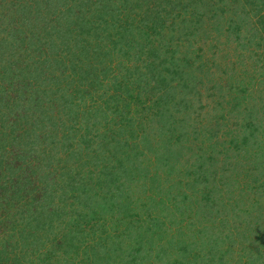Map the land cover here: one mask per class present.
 <instances>
[{
	"label": "rangeland",
	"instance_id": "374dc122",
	"mask_svg": "<svg viewBox=\"0 0 264 264\" xmlns=\"http://www.w3.org/2000/svg\"><path fill=\"white\" fill-rule=\"evenodd\" d=\"M0 77L10 90L0 96V124H15L20 114L25 124H35L25 128L27 135L21 139L36 136L29 146L22 141L13 145L16 130L4 128L0 136V180L7 182L4 190L9 186L7 192L1 187L0 194L15 203L10 221L19 230L27 220L34 232L36 210L42 205L36 198L46 194V206L58 211L62 224L53 236H71L68 247L48 251L41 261L34 235L38 244L26 247L33 257L26 252L27 258L19 257L21 263L73 264L87 258L88 264H123L108 253L116 245L96 249L99 237L94 236L110 233L121 238L122 248L115 250L119 254L126 244L134 250V241L143 242L134 228L116 227L117 209L107 214L102 232L91 222L85 226L84 219L82 230L93 226L96 235L89 233L77 252L75 247L68 252L76 238L84 236L76 234L81 228L70 221V208L77 207L78 216L87 213L88 205L117 188L111 177L115 168L110 166L108 182L101 178L102 187H92V198L85 203L81 184L89 183L84 176L94 170V185L95 170L103 168L100 163L123 154L104 150L97 157L94 145L85 141L99 134L106 135L109 144L115 134L129 140L123 148L133 147L145 163L151 147L167 145L155 162L163 161L162 155H174L169 173L177 176L176 182L169 177L162 183L171 187L169 195L158 191L161 184H154L150 173L148 184H141L145 190L120 192L115 201L127 200L133 206L141 199V207L146 200L152 202V219L159 224L156 233L148 231L156 236L153 240L171 238L169 244L175 246L168 248L190 264H264V0H0ZM114 85L123 87L122 93L112 89ZM139 96L144 101L136 106ZM31 104L36 108L26 111ZM6 106L13 110L10 116ZM159 124L169 139L161 135ZM89 129L90 134L80 138ZM135 134L149 139L140 141ZM53 150L61 160H54ZM36 151L53 157H47L43 167L30 163V175L21 178L17 164L22 169L21 159L29 163ZM130 161L125 156V163ZM200 166L207 172H200ZM193 170L199 174L194 184L179 187ZM130 171L136 173L133 167ZM6 206L0 203L1 214ZM173 219L179 229L172 232ZM195 226L215 241L197 248L188 245ZM165 229L171 232L163 236ZM4 240L0 264L11 256L5 246L15 241L9 236ZM65 254L72 257L66 259Z\"/></svg>",
	"mask_w": 264,
	"mask_h": 264
},
{
	"label": "trees",
	"instance_id": "16d2710c",
	"mask_svg": "<svg viewBox=\"0 0 264 264\" xmlns=\"http://www.w3.org/2000/svg\"><path fill=\"white\" fill-rule=\"evenodd\" d=\"M179 14L181 16L180 12H179ZM182 16H183V14H182ZM188 21L189 20H186V18L183 20V22L185 24ZM158 69H159L158 67H155L154 70H156V73L158 72L157 71ZM87 72H89V71H87ZM88 75H90V74L88 73ZM90 77H91V75H90ZM87 78H89V77H84L85 80ZM2 80H3V78L0 77V96L8 94L10 91L8 86L6 88V84ZM112 89H115V91L120 89L121 93L123 91V87L119 88L118 85H114L112 87ZM129 95H130V97L133 98V96L131 94H129ZM127 96H128V94H127ZM127 99H129V98H127ZM143 101H144V99L140 98V96H139V98H136L135 105L138 106V104H141ZM29 103H30V101H28V104ZM26 107L27 106H25L24 108H26ZM5 108L7 110V112H6L7 116H10L11 113H13V110L9 106H6ZM35 108H36V105L31 104L27 108L26 111H32ZM251 108H253V107H251ZM19 116H21V115L18 114V116H15V118H14L15 119L14 122H16L15 124H8V126H6V124H0L1 125L0 126L1 127L0 128V136H1V133L3 132L4 128H9L10 131L16 130L20 134L18 133L15 135L13 132V134L15 136V137L12 136L13 145L19 146V144H21V141H22L24 143V145L28 144V146H29V143H32V141H33V140H31V138L36 139V136L33 135L30 138H25V140H22L21 137L27 135L25 132V128H30L29 126H32L35 124H25L26 120H24L23 118H21ZM85 117L87 119H92V117H90L88 115H85ZM8 119H9V117L6 120H8ZM104 122L105 121H103L101 123H104ZM159 125L160 126H158V128L160 127L159 130H161V135H163L166 139H169L168 133H165V130L163 128L161 129V124H159ZM90 132H91L90 129L88 131L83 130V132H81L79 134L80 138L87 135V134H90ZM7 134L9 136V132ZM69 135H71V134H69ZM75 135L76 134H74L73 137ZM139 137H140L139 135L135 134L134 138H137L138 140L144 141V142L149 139L147 136H144V137L142 136V139H139ZM0 138H2V137H0ZM124 139H121L118 137V135L113 134V136L110 138L109 144H107V142H106L107 136L106 135L101 137V135H99V134H97V135L91 134L90 140L88 142L85 141V143H90V144L94 145L95 148L92 151H98L97 157H99L100 154H102L101 151H104V150H114L115 152H117V150L118 151L120 150L123 152V154L122 155L118 154V156H117L116 154L113 153L114 157L112 160H109L107 157L106 161L104 160L102 162L103 164L100 163L103 166V168L101 171L95 170V175H97V181H95V183H93L94 185H92V183H91V181H94L93 179L95 177L94 176V170H88L86 175L84 176L85 181H87V183H89L88 187H86V185H84V183L81 184L84 186V190H85L86 195H87V200L85 201V203L89 202L90 199L92 198L91 194H92L93 188L97 187L99 189L100 187H102V183H104V181H101V178H103L105 181H107L106 180V174L108 175L110 173L107 171V169L110 166L115 168V173L111 177H112V181L117 185V188H115V190L113 192L107 191L109 196L104 197V195H102V197H100V200H98V201H96L95 198H93L95 200L94 201L95 204L93 206L88 205V207H86V209L88 210L87 213H83V214H80L78 216L79 213L77 212V209H76L77 207H75V206H74L75 208L69 207L70 212L72 213L71 214L72 218L70 219V221L73 222V224H75L77 229L81 228L79 231H76V234L77 235H84V236H83V238L81 237L80 240H79V238H76V245L75 246L70 245L69 250H71V251L68 250V252L71 254L74 247L76 250L75 252H77L79 249L78 244H81L83 239L89 233L96 235L93 226L96 227L95 228L96 230H100V231L105 230V228H106V226H105L106 220L105 219H106L107 214L109 213V211L113 212L114 210L118 209L119 214L117 215V219H115L116 224L114 223L116 225V227L118 228V226H122L123 231H126L127 229L133 230V228H134L135 230H134L133 234H135V236L138 235L139 237L144 239L143 242L137 243V241H134L133 244L137 245L134 248V250H128V248L131 246L128 243L121 250L122 253L119 254V252H116L115 250L121 249L124 241L122 243H120L122 239L117 237L114 234H110V233L100 234L99 233L97 236H94V238L99 237L98 242H95L96 249L99 248L102 244H103V246L105 245V247H108V248H110L113 245H116L117 247H115V246H114V248L112 247L113 250L112 251L108 250L109 251L108 253H109V255H110V253L113 254L115 256V258H119L123 264H183V263L190 264L191 261H187V260H186V262L182 261L183 256L181 253H178L177 255L174 253L173 247L175 245L169 244V242L171 241L170 240L171 238H167L166 240H163V238H159L158 241H156V240H153L156 237L155 235L148 234L149 230H153L156 233L155 228H157V226L159 225V224L157 225V221L155 223V220L152 219L155 217V215L153 213L155 211L154 210L155 207L153 206L152 202H149L146 200L145 201L146 203H144L143 207L137 205L141 199L138 201H135V202L133 201L134 202L133 206H131L129 201H127V200H125L124 202L123 201H120V202L118 201L117 203L115 202L117 200V198L119 197L118 195L120 194V192L124 191V192H131L132 193L133 191L140 192L141 190H145L147 186L145 187V186H142L141 184L146 183L147 179H145V178H148L150 173L154 177L152 179L154 184L155 183L161 184L160 186L162 188H159L158 191L161 193H164L166 195L167 194L169 195L171 187L166 188L162 183L164 181L168 182L169 177L173 180L172 182H176L175 178H177V176H175V174L169 173V170L174 169V166L171 165L174 163V161H173L174 155L172 153L162 155L161 157L163 158V161H156L155 162V159L157 157H160V155H159L160 150L166 149L167 145H163L162 148H160V147L152 148L151 147V149L148 151L149 153L146 157L147 163H145V160L143 161V157H142L143 155L141 156L142 158L140 159V155L138 153H133L136 151L135 149H132L133 147L126 146L123 148L124 145H127L130 142L129 140L125 141ZM10 141H11V139H10ZM128 147H129L130 151L126 152V148H128ZM20 151L23 154L26 152L25 150H20ZM170 151L173 152L171 149H170ZM53 152H50V153L53 156H56V157H54V160L59 161L62 159L60 156H58L57 150H55V151L53 150ZM52 155H50V156L46 155V154L42 155V154H40L39 151H36L35 153L32 154L33 159L31 161H29V163H28V161H24L25 159L22 160L21 157H18L19 160L21 159V162L23 163L22 169H20L19 164H17V168L19 170L23 171V175H21V178H24V175L25 176L30 175L31 170L28 168V165H30V163H33L32 167L34 165H39V166L43 167L44 165H46L45 160H48L47 157L52 158L53 157ZM95 155H96V153H95ZM125 156L129 157V159L131 161L125 163ZM165 159H166V161H165ZM140 161H142V162H140ZM175 162H176V160H175ZM92 163L95 166H97V164H95L94 161ZM79 166L80 167L84 166V164L81 163V164H79ZM132 167H133L134 172H136L134 174H132V172L130 171ZM198 169L200 170V172H201V170H202V172H207V168H205L204 166H200ZM142 170H145V172H141ZM196 171H198V170H193V172L189 173L188 176L190 178L186 177V175L184 174L183 175L184 178L186 177V178H189L190 180L186 181L185 183L183 180L182 182L179 183V187L189 186V185L192 186L194 184L195 180L198 179L197 175H199V174ZM137 173L141 174L142 177L141 178L136 177ZM17 175L19 176V174H17ZM121 175H122V177H121ZM206 175L207 174H205L201 177H205ZM162 176H163V178H162ZM154 179H156V180H154ZM3 182L1 183V180H0V185H1L0 191H2L4 186H6V184H4V183H7V182H4V183ZM147 184L148 183H146V185ZM176 184L177 183H175V185ZM1 187H2V189H1ZM8 187L5 190L3 189V191L7 192V189H9ZM192 193L189 195H192ZM180 194L182 195V192ZM153 195H155V193L148 194V196H151V198L154 197ZM16 196L19 197L20 195L17 194ZM49 196H50V194H49ZM45 197H47L46 194H44V195L42 194V195H40V197L38 195V197L36 198L39 201L42 200V205L40 206L41 208L39 210L38 209L36 210L37 215L35 216V218L37 217L36 219L38 222L37 223L38 228L35 227L34 232H32V230L28 229L30 226L27 225V220L24 221V225H22V227L19 230H15V223L14 224L12 223L14 221V218H12L10 216V215L15 216V214H14L15 203L8 202L7 198H6V194H5V196H3V194H0V203L3 201L5 203V205H7L6 210L4 209L2 214L0 213V215H1L0 216V222H2L0 224V245L2 247L5 244L4 238H6L7 236L13 237V239L15 240L14 244L9 243L5 246L4 249H6L8 251V254H10L11 256H8V258L4 257L5 262L3 264H7V263L8 264H28V263H21L20 262L21 259H19V257H26L27 256L26 252H30V250H27V248L29 246H31L32 243L38 244L37 243L38 241L33 242L34 235H38L37 240L39 239V244H40L39 248L41 250L39 249L40 250L39 251L37 249V251L40 253V255H37V257L40 258L41 261L46 260V255L48 254L47 253L48 251L49 252L50 251H57L63 245L65 248V247H68L69 244H71L70 243L71 241H69V238H71V236L69 235L68 232L65 233V237L58 234V235H54L55 237L58 238V240H56L54 238L52 231L56 227H60V225L62 226V224H60L58 211L56 209L52 210V207L49 208V206L48 207L46 206L45 199H47V198H45ZM17 199H19V198H17ZM43 200H44V202H43ZM206 200L209 201V200H214V199L208 197ZM127 205H130V207H128ZM197 210H199V209H197ZM200 211H202V210H200ZM147 212H150L151 214L147 215L148 217L144 220L143 219L144 215ZM73 215H75V217ZM84 219L86 220V222L84 223L85 226L89 222H91L93 224L92 228H90L89 230L88 229L82 230V228H86L82 224ZM10 220H12V222ZM148 220H150V221H148ZM31 221L33 222V220H31ZM10 222L12 224H10ZM39 223H41V225ZM178 223H179V221H177V220L175 221V219H173L172 226H169V229H172L171 230L172 232L177 231L179 229L177 227ZM114 224H113V226H115ZM171 231H168L167 229H165L163 231V236L169 234ZM160 237H162V236H160ZM125 238L127 239L126 236H125ZM181 239L186 240L183 236ZM191 239H193V242L191 241ZM215 239L216 238L206 236L205 233H203L200 228H197L195 226L193 228L192 236H190V235L188 236L186 243L187 244L188 243L194 244L193 247L197 248V246H196L197 244H200L202 246H207V245H210L212 242H214ZM17 241L21 242L22 245L19 246L18 244H15V242H17ZM164 241H165V243H164ZM187 244H185V245H187ZM22 246H24V249H22V250L19 249ZM170 246H173V247L168 248ZM182 247H184V246H182ZM33 248L34 247L32 246L31 250ZM100 250H102V248H100L99 250H96V251H100ZM61 251H62V249H61ZM32 252L37 254L36 250H34ZM30 254L33 257V254L31 252H30ZM74 254H76V253H74ZM67 255H68V257L66 258V254H65L66 259L72 257V256H69V254H67ZM120 255H123V256L120 257ZM56 257L57 256H55L53 258L54 263L56 262L55 261ZM176 257H179L178 258L179 261L176 259ZM108 258L111 259L110 256H108ZM87 260H88L87 258L82 259V260H80L76 263H73V264H88ZM111 261H114V260L112 259Z\"/></svg>",
	"mask_w": 264,
	"mask_h": 264
}]
</instances>
